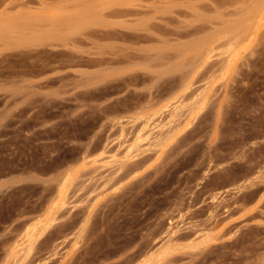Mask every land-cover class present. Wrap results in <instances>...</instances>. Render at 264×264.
Here are the masks:
<instances>
[{
    "label": "rangeland",
    "instance_id": "rangeland-1",
    "mask_svg": "<svg viewBox=\"0 0 264 264\" xmlns=\"http://www.w3.org/2000/svg\"><path fill=\"white\" fill-rule=\"evenodd\" d=\"M0 264H264V0H0Z\"/></svg>",
    "mask_w": 264,
    "mask_h": 264
}]
</instances>
